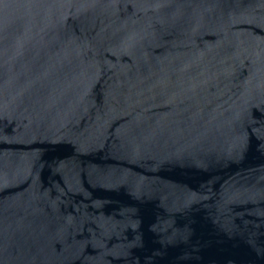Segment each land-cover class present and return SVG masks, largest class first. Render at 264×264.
Instances as JSON below:
<instances>
[{
  "label": "water",
  "instance_id": "1",
  "mask_svg": "<svg viewBox=\"0 0 264 264\" xmlns=\"http://www.w3.org/2000/svg\"><path fill=\"white\" fill-rule=\"evenodd\" d=\"M0 264H264V0H0Z\"/></svg>",
  "mask_w": 264,
  "mask_h": 264
}]
</instances>
